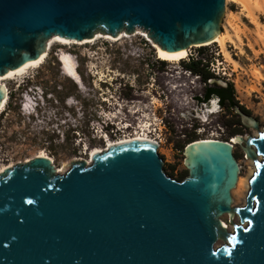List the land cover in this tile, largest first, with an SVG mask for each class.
Here are the masks:
<instances>
[{
	"label": "water",
	"instance_id": "water-1",
	"mask_svg": "<svg viewBox=\"0 0 264 264\" xmlns=\"http://www.w3.org/2000/svg\"><path fill=\"white\" fill-rule=\"evenodd\" d=\"M224 1L0 0V76L38 60L53 38L141 31L167 52L204 47L221 32ZM5 97L0 85V108ZM236 112L258 134L235 136L255 167L243 206L232 205V142L188 143L185 178L164 172L150 140L111 145L58 173L33 157L0 173V264H264V129Z\"/></svg>",
	"mask_w": 264,
	"mask_h": 264
},
{
	"label": "rangeland",
	"instance_id": "rangeland-1",
	"mask_svg": "<svg viewBox=\"0 0 264 264\" xmlns=\"http://www.w3.org/2000/svg\"><path fill=\"white\" fill-rule=\"evenodd\" d=\"M224 8L221 31L224 23L241 31L243 52L230 47L238 68L226 63L218 45L212 42L204 47H191L189 56L178 63L160 61L151 39H144L145 33L126 34L128 38L119 41L99 39L86 45L54 44L45 62L30 70L23 79L3 81L9 96L5 110L0 113V165L25 162L39 151H45L54 160L56 170L66 169L75 160H87L91 150L105 146L99 138V129L106 115L109 116L107 131L113 138L142 133L137 129L144 120L141 116L147 114L144 122L149 121L153 126L150 135L159 144L157 154L163 161L164 172L183 178L187 176L183 150L188 143L200 139L232 142L236 135L258 136L257 131L242 124L237 112L219 105L217 97L203 100L208 85L229 83L237 104L259 121L260 131L264 129V80L258 84L251 77L255 69L264 76V43L256 38L263 30L258 31L244 16L242 24L226 17V12L239 13L238 5L225 0ZM259 18L264 24V13ZM62 53L74 57L81 86L63 74L59 62ZM196 62L211 75L206 82L189 69ZM38 87L47 102V115L38 117L49 118L48 122L44 120L47 124L57 123L65 134L63 137L41 130L45 124H38L34 117L20 109L21 95L28 88L34 91ZM102 98L109 102L103 103ZM213 101L217 103L216 113H209ZM120 104L122 115L112 121L109 114L118 111ZM133 108L139 112L131 113ZM119 124L128 125V129H121ZM233 152L242 182L231 191L232 205L240 207L249 191V181L248 191L245 190L246 179L251 167L254 170L255 167L246 159L242 144H233ZM221 221L233 230L227 216H222ZM234 222L239 223L237 217ZM221 245L218 241L214 248Z\"/></svg>",
	"mask_w": 264,
	"mask_h": 264
},
{
	"label": "bare ground",
	"instance_id": "bare-ground-1",
	"mask_svg": "<svg viewBox=\"0 0 264 264\" xmlns=\"http://www.w3.org/2000/svg\"><path fill=\"white\" fill-rule=\"evenodd\" d=\"M228 2L238 5L240 7V12L239 13L226 12V17L228 16L235 21L241 22V24L243 22L242 16L247 18L249 20V22L257 28L258 31L261 32V30H263L261 32V34L258 32H257L258 34L256 33L257 34L256 38L258 40H261V42L264 43V24L260 21V18H259V15L261 13H264V0H227V3ZM227 23H229V22H227ZM243 26H245V25H243ZM240 32L241 31H240L239 27H236V26L234 27L231 24H225L224 23L223 24V31H221L220 34L216 37V39L214 41H212V43H216L218 45L219 52H220L222 58L224 59V61L226 63L233 65V68H238L239 63L233 57L231 50H230V47L232 45L234 47V49L239 50L240 53L243 52V49L241 47V39L239 36ZM141 33L143 34V32L139 31L134 36L141 34ZM105 35H107V34H105ZM143 37H144V39H146V41H150L146 34H143ZM123 38H128V36H126V34L123 33V34H119L117 37H114V39H113L112 36L110 37V36L99 35V36H94L92 39L84 40L83 42H81V41L80 42L70 41V40H67L64 38L49 39L47 42V50L41 55V57L38 60L30 61L18 69L10 70L5 75L0 76V85L4 86L5 90H6V97L3 100V105L0 108V113H2L5 110L6 105H7V101H8V96H9V89L3 83V81L15 80V79H18L20 81V79H23L29 73L30 70L39 67L41 64H43L45 62V60L49 56L51 48L54 44H60L62 46L69 45V44L86 45V44H92L99 39H109L111 41H119ZM208 44L209 43H207L205 45H208ZM153 46H154L155 53H156L158 60L168 62V63H174V64L182 61L185 58H187L189 56V52H190V49H186L184 51H177V52H167V51H164L161 48H159L155 43H153ZM59 62L61 64V69L63 71V74L66 77H68L69 79H71L72 81H74L76 84L81 86V81H80V78H79L78 73L76 71V63H75L74 57L71 55H67V54L62 53L61 55H59ZM251 74H252L251 77H253L254 80L256 81V83H258V84L260 83L261 80H264V76L259 69H255L253 71V73H251ZM153 99H155V98L153 97ZM29 105H31V103ZM210 106H209L208 112L209 113H216L217 103H215V101H213L212 105H210ZM30 107L31 106H28V107L23 108L21 110L25 111V114L28 115V112L32 111L30 109ZM119 108L120 109L118 111H116L114 114H109V115H111L112 121H113V119H118L119 116L122 115L121 104H120ZM137 112H139L138 109L136 110L135 108H133L131 110V113H133V114H136ZM146 116H147V114H143L141 116V117H144V120L142 122H140V126L138 127L139 129H137L139 132H142V133H136V134L131 135V136H128L127 134H125V135L118 137L117 139H110V138L105 139V141L104 140L103 141L105 142L106 145L104 144L105 146L103 148H95V149L91 150L90 151V157L94 153H98V152L100 153V152L104 151L105 149H107V147H109L111 145H115L117 143L127 142L130 140L155 141L156 139H153L150 135L152 133V130H150L151 127H153L152 124L149 121L144 122L146 120V118H145ZM119 125H121V124H119ZM120 128L121 129H128V125H121ZM118 131H121V130L118 129ZM99 138L102 139L103 137L100 136ZM200 140H211V139H200ZM232 143L236 144V138L232 139ZM34 157H45V158L49 159L51 162L53 161V163H54V160L51 157H49L45 151L37 152ZM90 157H88V159L86 160L87 163H90ZM30 159H28V160L26 159V160L29 161ZM27 161H25V162H27ZM9 167H12V164L9 166L0 165V173ZM64 170L65 169H61V170L57 169V173L62 172ZM254 171H255L254 168L251 167V171L249 173V176L246 179V183H247L246 189H245L246 192L248 191V181L254 175ZM241 179L238 180V183H237L238 186L241 185V182H242ZM222 223L226 229L229 228V226H227L225 222H222Z\"/></svg>",
	"mask_w": 264,
	"mask_h": 264
},
{
	"label": "trees",
	"instance_id": "trees-1",
	"mask_svg": "<svg viewBox=\"0 0 264 264\" xmlns=\"http://www.w3.org/2000/svg\"><path fill=\"white\" fill-rule=\"evenodd\" d=\"M198 64H199L198 62L191 64L189 66V69L193 73H197L198 75H200L203 78V80L206 82L211 75L206 71H203L202 68H199ZM214 96L218 98L219 105L226 108L227 110H232L234 112L240 110L247 115L250 114L248 111H246L237 104V102L234 99L232 85H230L229 83L225 84V86L222 87L219 85H214V86L208 85L205 89L203 100H208L209 98Z\"/></svg>",
	"mask_w": 264,
	"mask_h": 264
},
{
	"label": "built area",
	"instance_id": "built-area-1",
	"mask_svg": "<svg viewBox=\"0 0 264 264\" xmlns=\"http://www.w3.org/2000/svg\"><path fill=\"white\" fill-rule=\"evenodd\" d=\"M212 70H213V67H212ZM213 73L215 72V69L212 71ZM36 90H37V92L39 93V95H40V103H41V105L42 106H44L45 108H46V104H47V102H46V100H45V97H44V92H43V90L41 89V88H35ZM107 90H108V88H106ZM49 98V97H48ZM35 97H33V96H30L29 94H27L26 92H24L22 95H21V100H20V109H23V108H26V107H28V106H31V105H33V104H35ZM102 102L103 103H107V102H109L108 101V99L107 98H102ZM31 103V105H29ZM102 111H103V108H102ZM40 114H46V111H41V112H39ZM102 114H105V112L103 111V113ZM47 115V114H46ZM35 116H36V121H38V124H42V123H44L45 124V126H42V128H40L41 130H43V129H47V128H49V129H52V130H56V132L57 133H59V134H61V136L63 137L65 134H64V132L63 131H61L58 127V125H57V123H55V124H47V122L50 120L49 118H44V117H38V114L37 113H35ZM108 115H106L105 116V118H104V121L103 122H101V129H99L100 130V134H101V136L103 137L102 138V140H104L105 141V139H109L110 137H109V133H108V131H107V129H108ZM43 119V120H42ZM44 120H47V122H44ZM40 122V123H39ZM45 129V130H46ZM118 137H113V138H110V139H117ZM156 141V140H155ZM106 145V144H105Z\"/></svg>",
	"mask_w": 264,
	"mask_h": 264
},
{
	"label": "clouds",
	"instance_id": "clouds-1",
	"mask_svg": "<svg viewBox=\"0 0 264 264\" xmlns=\"http://www.w3.org/2000/svg\"><path fill=\"white\" fill-rule=\"evenodd\" d=\"M27 94H29L30 96H33L35 97V104L31 105L30 109L32 111H29L28 112V116L30 117H34L36 119V116H35V113H37L38 115L40 114L39 112L41 111H46V108L44 106L41 105L40 103V95L39 93L37 92V90L35 89L33 91L32 88H28L26 91H25ZM46 129V128H45ZM43 129L46 133L50 134V135H54L55 133L56 134H59L56 132V130H52V129H49L47 128L46 130Z\"/></svg>",
	"mask_w": 264,
	"mask_h": 264
},
{
	"label": "flooded vegetation",
	"instance_id": "flooded-vegetation-1",
	"mask_svg": "<svg viewBox=\"0 0 264 264\" xmlns=\"http://www.w3.org/2000/svg\"><path fill=\"white\" fill-rule=\"evenodd\" d=\"M221 87H222V86H221ZM209 99H210V98H209ZM209 99H208V100H209ZM217 99H218V98H217ZM218 102H219V100H218ZM239 111H240V110H239ZM237 115H238V116L240 117V119H241V115H240L239 113H237Z\"/></svg>",
	"mask_w": 264,
	"mask_h": 264
},
{
	"label": "snow or ice",
	"instance_id": "snow-or-ice-1",
	"mask_svg": "<svg viewBox=\"0 0 264 264\" xmlns=\"http://www.w3.org/2000/svg\"><path fill=\"white\" fill-rule=\"evenodd\" d=\"M29 203H31V201H29Z\"/></svg>",
	"mask_w": 264,
	"mask_h": 264
}]
</instances>
